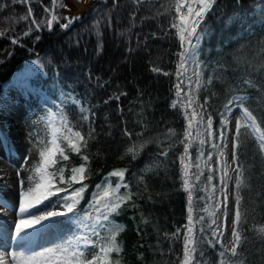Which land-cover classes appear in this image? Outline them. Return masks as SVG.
<instances>
[{
    "label": "trees",
    "instance_id": "1",
    "mask_svg": "<svg viewBox=\"0 0 264 264\" xmlns=\"http://www.w3.org/2000/svg\"><path fill=\"white\" fill-rule=\"evenodd\" d=\"M86 1L56 0L54 5L53 0H29L38 21L50 18L52 11L61 19L51 30L44 27L25 36L28 22L21 17L27 15L28 5L0 0V33H3L0 35V99L5 96L4 87L12 82V76L25 69L28 61L39 57L45 67L35 77L33 86L46 90L76 130L86 134L90 123L94 129L86 152L91 164L80 210L88 207L96 186L110 172L127 169L125 182L134 195L132 201L111 217L124 229L118 237L123 251L119 256L114 253L113 259H119L120 264H181L189 194L183 187L180 164L184 152L180 140L187 121L178 105L172 107L179 83L177 54L182 51L176 29L171 28L175 13L160 8L170 0H145L138 10L133 0H92L85 10ZM60 4L67 7L61 8ZM262 8L264 0H241V6L235 0H217V6L201 25L206 32L200 52L203 80L212 77V83L205 84L200 98L201 102L205 97L211 98L206 107L217 137L219 112L233 95L250 97L245 106L264 128ZM157 9L165 14L156 15ZM80 12L83 14L68 29L60 27L66 22L63 17H76ZM12 39L18 42L12 44ZM154 68L159 71H153ZM245 79H251L256 87H249ZM80 105L90 109V121L81 119ZM125 128L132 133V140L147 141L135 159L125 155L130 143L124 135ZM169 130H174L175 136L170 137ZM5 132L4 124L0 123V133ZM137 133L142 135L138 138ZM169 145L174 146L169 150ZM191 149L192 163H198V142ZM165 150L166 157L160 154ZM239 156L249 185L242 190L248 230L247 240L238 250L241 255L231 259L243 264H264V239L254 230L264 226V156L250 130H241ZM213 161H217V156H213ZM81 163L79 155L70 153L69 161H61L52 170L66 164L68 177L71 167ZM149 167L152 170L145 171ZM191 171L195 172V167ZM208 174L205 169V176L191 193L199 242L195 264H219L220 245L209 246L198 231L201 227L198 218L203 216L204 236L211 235L208 224L212 217L202 210L206 206L205 193L199 190ZM111 178L116 185L118 178ZM212 184L217 185L214 201L218 202V176ZM125 191L121 189V193Z\"/></svg>",
    "mask_w": 264,
    "mask_h": 264
},
{
    "label": "snow or ice",
    "instance_id": "2",
    "mask_svg": "<svg viewBox=\"0 0 264 264\" xmlns=\"http://www.w3.org/2000/svg\"><path fill=\"white\" fill-rule=\"evenodd\" d=\"M56 0H53L55 5ZM118 2V0H117ZM12 4H27V15L21 17L28 22V29L24 32L25 36L35 31H40L46 27L52 29L53 22L59 23L61 17L55 11H52L50 18L45 17L38 21L32 14V8L29 0H11ZM137 10L145 3V0H133ZM237 6H241V0H235ZM61 8L67 7L65 4L59 5ZM217 6V0H170V3L161 4L165 12H173L175 15L171 19V28L176 29L179 37L182 51L178 55L177 78L179 83L176 85L177 99L173 101L172 107L176 108L179 104L183 110V115L187 121V126L182 134L180 143L184 145V152L180 156L182 165V180L185 191L189 192L188 223L185 225L186 235L184 236L183 259L181 264H195L196 253L198 250L197 229L194 226L192 191L196 185L200 184L201 178L205 176V169L208 171L205 177V183L199 188L205 193V207L202 209L208 212L212 217L208 228L211 230L210 237H205V228L203 226L204 217L200 216L198 222L201 227L199 234L206 243L215 247L220 245L218 252L219 264H243V261H237L235 258L241 255L238 251L242 249L247 240V209L242 208V190L248 188L245 168L240 161L239 149L241 148V130H250L254 136L258 150L264 156V128L261 127L257 117L253 114L245 103L250 99L247 96L233 95L223 105V111L219 112L221 117L220 129L217 134L213 131V119L207 107L210 97H205L201 102L200 91L205 84L212 83V77L207 81L203 80L204 64L200 60L201 43L205 38L206 32L201 25H204L208 13L212 12ZM45 11H49L45 9ZM159 9L156 15H164ZM264 14V8L261 9ZM244 19L243 16L239 17ZM65 23L60 24L63 29H68L79 17H63ZM107 19V17H106ZM135 20V16L132 17ZM232 18H229L231 22ZM99 21L96 25H99ZM34 25V28H33ZM206 27V25H205ZM3 35V33H0ZM39 39V37H37ZM12 44H16L17 39H12ZM264 47V41L260 42ZM129 51H132L129 48ZM40 69L45 65L39 57L32 61ZM153 71H159L154 68ZM167 75V73H165ZM183 77V79H181ZM244 83L249 87H256L251 79H245ZM184 85V87H182ZM258 91L260 89H257ZM122 95L124 93H121ZM214 95V94H213ZM119 97H116L118 99ZM73 103L79 104V101L73 100ZM234 109H239V116L235 119V129L232 134V154L231 163L226 155L228 143L226 142V130L232 131L228 126L233 118ZM81 119L90 121L91 111L80 105ZM47 127L50 129V139L37 141L38 154L40 162L34 168V176L37 178L34 185L23 188L21 182V192L19 198V218L15 220V237L11 238L7 234L0 235V264H120L119 259H113V254H119L123 251L118 237L124 230L123 227L111 219L112 215L117 213L125 204L133 199V193L125 182V173L127 169L113 170L105 180L96 186L97 190L92 195L88 209L83 213L77 211L80 202L84 198L87 185L84 183L89 178L90 164L89 156L86 154L89 141L92 139L94 129L89 124V130L85 134L81 130H76V126L69 120L67 114L61 108L58 112L49 110V119ZM198 140L199 162L192 164L190 149L193 147L194 134ZM124 135L128 137L130 143L126 147L125 155L137 158L146 147L147 141L140 142L132 140V133L127 128ZM139 138L142 133H137ZM169 136H175L174 130H169ZM217 139L219 143H217ZM210 144L212 151L205 157L204 148ZM174 145H169V150ZM70 153L80 156L83 163L79 166H73L70 169V175L65 176L67 165L56 169L55 172L49 171L61 161H69ZM163 156L168 155V151L160 153ZM218 160L213 161V156ZM216 165V166H214ZM235 165L233 171L236 173L233 189L234 212L230 228V238L228 243L224 242V232L228 230L227 212H223V220L217 224L216 213L220 211L221 206L227 207L229 197L228 185L232 181L229 174V168ZM195 167L196 171L191 169ZM151 167L145 171H151ZM218 176L220 196L223 197L219 202L214 201L217 192V185L212 184L214 178ZM111 177H117L118 182L115 186ZM30 180L33 178L30 177ZM58 185H64L63 187ZM73 185H80L73 187ZM121 188L127 189L121 193ZM63 193V195H61ZM56 197V200L52 198ZM49 201L44 210L38 208V205ZM208 201H214L208 204ZM7 208V205H3ZM59 208L60 210H56ZM35 209V211H33ZM67 217L66 221L58 218ZM58 220L56 224H48L41 229L39 236L45 240V243L38 247L32 238L25 235L29 229L36 227L45 221ZM147 223V221H145ZM67 224L71 227L64 228ZM53 230L55 233L53 234ZM258 235L264 239V226L254 229ZM179 229L177 233H179ZM15 247L19 251H8L10 247ZM202 255V253H201Z\"/></svg>",
    "mask_w": 264,
    "mask_h": 264
},
{
    "label": "rangeland",
    "instance_id": "3",
    "mask_svg": "<svg viewBox=\"0 0 264 264\" xmlns=\"http://www.w3.org/2000/svg\"><path fill=\"white\" fill-rule=\"evenodd\" d=\"M34 60L28 61L26 68L17 72L20 78L18 84L13 87L11 85L6 86L5 97L0 100V122L6 124L10 137V142H7L0 134V235L7 234L11 238L15 237V220L19 218L18 205L21 182H23V188L25 190L34 185L37 178L34 176L33 170L40 162L37 141L40 139H44L45 141L50 139V129L47 127L49 110H51V112H58L60 110V107L46 96L42 88L38 87V89L33 87L32 80L43 72V69L32 64ZM15 75L13 76V81ZM181 79H183V77ZM13 83L14 82H12V84ZM182 87H184V85H182ZM178 106L180 107L179 104ZM232 116L235 117V119L238 118L239 109H234ZM233 124L235 125V121ZM228 127L230 128V125ZM233 132H226V142L228 143L226 155L229 158V163H231ZM193 135V143L198 142V140L195 139V133ZM217 143H219V141ZM210 149V144H206L204 148L205 157L208 152L212 151ZM234 167L235 165H232V167L229 168L232 181L228 185L229 197L227 200V207L221 206L220 211L216 213L217 224H220L223 220L222 213L225 211L227 212L229 227L228 230L224 232L225 244L228 243L230 238V228L234 212L233 189L236 178V173L233 171ZM30 177L33 179L30 180ZM110 179L112 181V178ZM218 193H220V189H218ZM61 195H63V193ZM52 199L56 200L57 198L53 197ZM222 199L223 197L220 196L218 202ZM4 204L7 205V208L3 206ZM48 204L49 201H45L44 204L38 205V208L52 210L50 207L45 208V205ZM56 210L60 209L57 208ZM33 211H35V209H33ZM77 211L83 213L79 209H77ZM67 219V217L58 218V220L64 221ZM58 220L45 221L29 229L25 235L32 238L35 245L38 247L40 244L45 243V240L39 236L40 230L44 229L48 224L58 223ZM62 227L69 228L71 226L64 224ZM54 233L55 230H53V234ZM13 250L19 251V249L14 246L8 249V251Z\"/></svg>",
    "mask_w": 264,
    "mask_h": 264
},
{
    "label": "bare ground",
    "instance_id": "4",
    "mask_svg": "<svg viewBox=\"0 0 264 264\" xmlns=\"http://www.w3.org/2000/svg\"><path fill=\"white\" fill-rule=\"evenodd\" d=\"M14 78H15V79H14L13 86L16 85V84H18V82H19V80H20V78H19V74L15 75ZM13 86H12V87H13ZM234 121H235V117L232 118L231 123L229 124V125H230V129L232 130L231 132H233L234 129H235V125L233 124Z\"/></svg>",
    "mask_w": 264,
    "mask_h": 264
}]
</instances>
